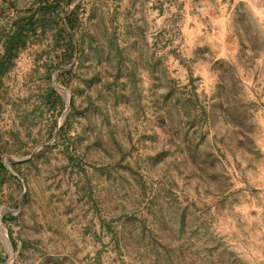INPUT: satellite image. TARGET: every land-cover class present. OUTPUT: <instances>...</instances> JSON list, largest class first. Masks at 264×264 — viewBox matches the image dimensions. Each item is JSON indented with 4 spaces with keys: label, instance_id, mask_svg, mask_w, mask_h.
<instances>
[{
    "label": "rangeland",
    "instance_id": "obj_1",
    "mask_svg": "<svg viewBox=\"0 0 264 264\" xmlns=\"http://www.w3.org/2000/svg\"><path fill=\"white\" fill-rule=\"evenodd\" d=\"M15 32L0 264H264V28L243 0H0V64Z\"/></svg>",
    "mask_w": 264,
    "mask_h": 264
},
{
    "label": "clouds",
    "instance_id": "obj_2",
    "mask_svg": "<svg viewBox=\"0 0 264 264\" xmlns=\"http://www.w3.org/2000/svg\"><path fill=\"white\" fill-rule=\"evenodd\" d=\"M151 2H152V0H149V3H150V4H151ZM240 2H241V0H236V3H240ZM243 2L246 3V4L249 6V8H250V10H251V12H252L254 18L256 19L257 23H258L262 28H264V0H243ZM190 6H191V0H185V8H186V10L189 9ZM165 7L167 8L168 5H166ZM171 11H172V12H175V11H176L175 6H172ZM167 15H168L167 12H165V15H164V16H159L158 13H156V12H152V13H151V15H150V17H149L150 22H151V19H152L153 17L156 18V24H155V26L151 29L152 32H155V31H156V28H159V27H160V25L163 23V21H164V19H165V17H166ZM194 19H195V18L192 17V16H188V17H187V21H188V22H192ZM202 27H203V25H201V24H197V27H196L195 31H196L197 33H199V30H200V28H202ZM184 31H185L186 33H190L192 30L189 29V28L187 27V24H185ZM151 39H152L151 36H149V43H151ZM225 52H226V48H222L221 51H220V56H221V57H222V56H225ZM218 58H219V57H218ZM262 59H264V58H262ZM259 62H260V61H258V63H259ZM249 83H251V81H249ZM251 98H252V99H255V97H251ZM261 102H264V97L261 98ZM162 140H163V135H162ZM153 154H154V153H153ZM260 211H264V209H261ZM262 227H264V226H262ZM258 235H259V234H258ZM258 243H259L260 245L264 246V240H260V241H258ZM253 255H257V256H259V258H260L261 260H264V255H260L259 253H256V252H254Z\"/></svg>",
    "mask_w": 264,
    "mask_h": 264
},
{
    "label": "trees",
    "instance_id": "obj_3",
    "mask_svg": "<svg viewBox=\"0 0 264 264\" xmlns=\"http://www.w3.org/2000/svg\"><path fill=\"white\" fill-rule=\"evenodd\" d=\"M68 21L70 22L69 19ZM21 37H22V32H15V34L8 39L7 46L5 47V56H4L5 59L1 61L0 71L5 69L6 66H4V64L8 63L11 56H13V54L16 52L18 46L23 44V42L21 41L22 39Z\"/></svg>",
    "mask_w": 264,
    "mask_h": 264
}]
</instances>
